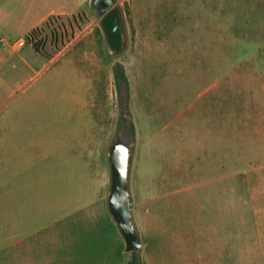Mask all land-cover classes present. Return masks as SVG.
Wrapping results in <instances>:
<instances>
[{
    "label": "rangeland",
    "instance_id": "rangeland-1",
    "mask_svg": "<svg viewBox=\"0 0 264 264\" xmlns=\"http://www.w3.org/2000/svg\"><path fill=\"white\" fill-rule=\"evenodd\" d=\"M116 3L128 36L120 54L110 51L95 4L23 34L17 53L11 41L20 36L5 35L0 46L10 52L0 62V264H21L16 241L29 217L46 223L49 195L76 190L74 156L100 175L109 168L110 191L118 138L131 145L142 264H199V182L264 177V0ZM25 162L43 164L42 176L38 167L36 177L9 169L7 181V163ZM92 189L101 193L100 180ZM110 225L113 236L112 214Z\"/></svg>",
    "mask_w": 264,
    "mask_h": 264
},
{
    "label": "crops",
    "instance_id": "crops-1",
    "mask_svg": "<svg viewBox=\"0 0 264 264\" xmlns=\"http://www.w3.org/2000/svg\"><path fill=\"white\" fill-rule=\"evenodd\" d=\"M88 5L94 9V0H0V32L22 38L55 17L88 13ZM14 49L12 54L20 48ZM10 52L0 48V62ZM76 52L94 56L87 49ZM74 159L71 176L76 190L49 195L46 223L33 225L32 217L29 224L24 221L20 242L16 241L21 247V264H126L125 239L119 227L110 236L109 168L100 175L87 157ZM38 163H7L6 180L9 169L20 170L17 174L30 170L29 177H36L31 169L38 167L42 176L44 165ZM46 165L52 168V164ZM93 179L100 180L101 193L93 192ZM198 185L199 264H264V177L216 176ZM239 185L245 186V193ZM104 186L107 194L102 191ZM187 240L183 239V250L185 243L187 249L191 246Z\"/></svg>",
    "mask_w": 264,
    "mask_h": 264
},
{
    "label": "water",
    "instance_id": "water-1",
    "mask_svg": "<svg viewBox=\"0 0 264 264\" xmlns=\"http://www.w3.org/2000/svg\"><path fill=\"white\" fill-rule=\"evenodd\" d=\"M96 1L104 9L100 23L108 47L113 54H120L125 50L128 42L123 8L116 3V0H94L97 6ZM109 159L112 173L108 196L110 212L124 236L126 250L133 252L142 247L143 241L134 220L129 188L131 145L123 138L116 139L110 148Z\"/></svg>",
    "mask_w": 264,
    "mask_h": 264
},
{
    "label": "trees",
    "instance_id": "trees-1",
    "mask_svg": "<svg viewBox=\"0 0 264 264\" xmlns=\"http://www.w3.org/2000/svg\"><path fill=\"white\" fill-rule=\"evenodd\" d=\"M39 29H40L39 27L33 29V30L28 34L29 37L34 36V34H35L36 32H38ZM37 49H38V48H37ZM38 50H39V49H38ZM124 77H125V74H124ZM131 126H132V129H133V132H135V124H134V122L131 123ZM136 251H137V250H135V251L133 252V254H132V259H131V261H130V264H142L141 259H140V257L137 255Z\"/></svg>",
    "mask_w": 264,
    "mask_h": 264
},
{
    "label": "built area",
    "instance_id": "built-area-1",
    "mask_svg": "<svg viewBox=\"0 0 264 264\" xmlns=\"http://www.w3.org/2000/svg\"><path fill=\"white\" fill-rule=\"evenodd\" d=\"M26 41H27V38L22 37L13 42L11 41V45L19 48L21 45H24ZM4 43H9V40L3 33L0 32V46Z\"/></svg>",
    "mask_w": 264,
    "mask_h": 264
},
{
    "label": "flooded vegetation",
    "instance_id": "flooded-vegetation-1",
    "mask_svg": "<svg viewBox=\"0 0 264 264\" xmlns=\"http://www.w3.org/2000/svg\"><path fill=\"white\" fill-rule=\"evenodd\" d=\"M96 3H97L98 11H99V13L101 14V13L104 11V9L100 6V4H99L98 1H96ZM94 4H95V3H94Z\"/></svg>",
    "mask_w": 264,
    "mask_h": 264
}]
</instances>
